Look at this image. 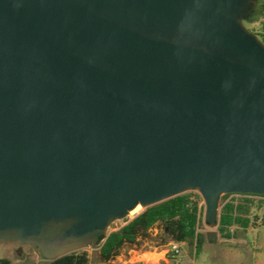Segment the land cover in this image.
Here are the masks:
<instances>
[{
	"label": "water",
	"instance_id": "water-1",
	"mask_svg": "<svg viewBox=\"0 0 264 264\" xmlns=\"http://www.w3.org/2000/svg\"><path fill=\"white\" fill-rule=\"evenodd\" d=\"M256 3L0 0V245L53 261L137 206L195 192L213 229L264 194Z\"/></svg>",
	"mask_w": 264,
	"mask_h": 264
},
{
	"label": "trees",
	"instance_id": "trees-1",
	"mask_svg": "<svg viewBox=\"0 0 264 264\" xmlns=\"http://www.w3.org/2000/svg\"><path fill=\"white\" fill-rule=\"evenodd\" d=\"M264 3H256L251 16L243 21L246 24H258L250 29L264 43ZM247 28V27H246ZM230 194L220 196L219 220L217 234L222 239H230V227L246 228L257 223V215L264 218V194H246L240 199L231 198ZM256 198V199H253ZM200 197L194 192H187L154 206L148 207L127 221L116 231L110 232L98 247L95 259L99 264H106L121 254L123 249L133 247L139 239L150 236L151 229L158 230L156 245H167L170 242L186 244L197 253L204 242V235L198 232L202 226V207L198 206ZM0 264H9L8 260L0 259ZM28 264H89L85 250L69 253L53 261L30 262Z\"/></svg>",
	"mask_w": 264,
	"mask_h": 264
},
{
	"label": "crops",
	"instance_id": "crops-1",
	"mask_svg": "<svg viewBox=\"0 0 264 264\" xmlns=\"http://www.w3.org/2000/svg\"><path fill=\"white\" fill-rule=\"evenodd\" d=\"M259 21L264 23V17L261 20L259 19ZM259 220L261 224L257 222L255 225L246 228L230 227L229 232L232 236L230 239L220 240L218 238L216 241L209 242L212 244L222 243L224 246L219 248L218 252L211 253V258L203 260V264L208 261L214 264H264V239H257L253 243L246 241L248 232L264 224V218ZM151 232L154 236L157 233V229H151L149 234ZM217 237H219L218 234ZM187 248L186 244H179L180 251L178 255L169 252L168 244L165 246H149L147 250L123 249L127 250V258L123 264H195L194 257H188ZM120 258H123L121 254L117 260ZM37 262L39 261L35 263Z\"/></svg>",
	"mask_w": 264,
	"mask_h": 264
},
{
	"label": "rangeland",
	"instance_id": "rangeland-1",
	"mask_svg": "<svg viewBox=\"0 0 264 264\" xmlns=\"http://www.w3.org/2000/svg\"><path fill=\"white\" fill-rule=\"evenodd\" d=\"M259 4L264 3V0H257ZM258 24H246V27L248 30L250 29H256ZM256 199V198H253ZM220 204V203H219ZM143 209L139 208L136 210L135 213L129 214L125 219L118 220L113 222L108 230L107 234L110 232L116 231L119 227L124 225L127 221L130 219L134 218L136 215H138L140 212H142ZM257 222L261 224V221L259 220L261 217V214L258 213L257 215ZM208 231H216V227L213 229H209L208 227L205 226L203 223V218H202V226L200 229H198V232L205 234V232ZM158 232V230H157ZM217 232V231H216ZM153 233H150V236L145 239H139L136 244L133 247H130L131 249L134 250H147L149 246L156 245V241H159L155 239V236L157 235H152ZM220 240H225L220 237H217V239ZM257 239H264V224L259 225L257 228H255L253 231L248 232L246 234V241L253 243ZM212 242L211 238H206L204 235V243L201 245V248L195 253L194 249L192 247L187 248V254L189 258L194 257V262L195 264H203V260L210 259L211 258V253L218 252L219 248L224 246L222 243L220 244H212L209 243ZM165 246V245H162ZM99 246L96 247H87L84 250L87 252L89 256V264H99L96 259H95V254L98 250ZM129 249V248H125ZM121 255L123 258H120L117 260L115 258L114 260L106 263V264H123L124 260L127 258V250H123L121 252ZM0 259H5L9 261V264H28L30 262H36L40 261V258L38 254L30 247H21L20 249L16 245H11V244H5V245H0ZM206 264H214L211 261L206 262Z\"/></svg>",
	"mask_w": 264,
	"mask_h": 264
},
{
	"label": "built area",
	"instance_id": "built-area-1",
	"mask_svg": "<svg viewBox=\"0 0 264 264\" xmlns=\"http://www.w3.org/2000/svg\"><path fill=\"white\" fill-rule=\"evenodd\" d=\"M195 193V192H194ZM197 194V193H196ZM200 197V196H199ZM243 197H246V194H239V193H234V194H230L226 201L231 199V198H234V199H240V198H243ZM198 206L199 207H202V218H203V208H204V204H203V200L202 198L200 197V202L198 203ZM168 250L169 252L173 253L174 255H178L179 254V244L177 243H173V242H170L168 244ZM120 256V255H119ZM119 256H117L116 258H118Z\"/></svg>",
	"mask_w": 264,
	"mask_h": 264
},
{
	"label": "bare ground",
	"instance_id": "bare-ground-1",
	"mask_svg": "<svg viewBox=\"0 0 264 264\" xmlns=\"http://www.w3.org/2000/svg\"><path fill=\"white\" fill-rule=\"evenodd\" d=\"M139 208H140V206L135 207L131 212H129V214L131 215V214L135 213L136 210H138Z\"/></svg>",
	"mask_w": 264,
	"mask_h": 264
},
{
	"label": "flooded vegetation",
	"instance_id": "flooded-vegetation-1",
	"mask_svg": "<svg viewBox=\"0 0 264 264\" xmlns=\"http://www.w3.org/2000/svg\"><path fill=\"white\" fill-rule=\"evenodd\" d=\"M18 247V246H17ZM19 248V247H18ZM20 249V248H19Z\"/></svg>",
	"mask_w": 264,
	"mask_h": 264
}]
</instances>
